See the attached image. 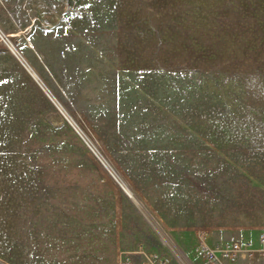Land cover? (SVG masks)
Segmentation results:
<instances>
[{
    "label": "rangeland",
    "instance_id": "1",
    "mask_svg": "<svg viewBox=\"0 0 264 264\" xmlns=\"http://www.w3.org/2000/svg\"><path fill=\"white\" fill-rule=\"evenodd\" d=\"M262 235L264 0H0V264H264Z\"/></svg>",
    "mask_w": 264,
    "mask_h": 264
},
{
    "label": "built area",
    "instance_id": "2",
    "mask_svg": "<svg viewBox=\"0 0 264 264\" xmlns=\"http://www.w3.org/2000/svg\"><path fill=\"white\" fill-rule=\"evenodd\" d=\"M262 252L264 254V235L261 236ZM251 246L246 241H234L227 243L224 247L214 249L209 247L206 242L202 239L198 253L201 257H206L210 264H235L238 262L240 257H246L251 254ZM224 257V262L219 258Z\"/></svg>",
    "mask_w": 264,
    "mask_h": 264
},
{
    "label": "water",
    "instance_id": "3",
    "mask_svg": "<svg viewBox=\"0 0 264 264\" xmlns=\"http://www.w3.org/2000/svg\"><path fill=\"white\" fill-rule=\"evenodd\" d=\"M1 37L3 38V40L7 43V45L9 46V48L13 51V53L18 57V59L22 62V64L24 65V67L28 70V72L34 77V79L38 82V84L44 89V91L46 92L47 90L45 89V87L43 86V84L37 79L35 78V76L31 73V71L28 69V67L23 63V61L21 60L19 54L16 53L15 50L12 49V47L10 46L9 42H8V38L7 36H5L4 34L1 35ZM47 93V92H46ZM48 94V93H47ZM53 100V99H52ZM54 103L56 104L55 100ZM57 105V104H56ZM58 108L61 110L60 106L57 105ZM62 113L64 114V116L68 119V121L72 124V126L76 129V131L80 134V136L86 141V143L90 146V148L93 149L92 145L88 142V140L83 136V134L80 132V130L77 128L76 124L71 120V118L65 114V112L63 110H61ZM94 150V149H93ZM95 152V150H94ZM97 154V152H95ZM98 155V154H97ZM127 194L132 197V194H130L129 192H127Z\"/></svg>",
    "mask_w": 264,
    "mask_h": 264
},
{
    "label": "bare ground",
    "instance_id": "4",
    "mask_svg": "<svg viewBox=\"0 0 264 264\" xmlns=\"http://www.w3.org/2000/svg\"><path fill=\"white\" fill-rule=\"evenodd\" d=\"M15 48V47H14ZM24 60V59H23ZM22 60V61H23ZM25 62V63H24ZM23 63L24 64H26V66L28 67V69L31 71V73L35 76V78H37V79H40V77H39V74L24 60L23 61ZM60 105V104H59ZM61 106V105H60ZM94 149V148H93ZM95 150V149H94ZM95 152H97L96 150H95ZM97 154H98V152H97ZM98 156H99V154H98ZM100 157V156H99ZM102 159V161L106 164V166L108 167L109 165H107V163H106V161H105V159H103V157L101 158ZM109 170L113 173L114 171L111 169V167L109 166ZM116 173H113V175L116 177V179L118 180V183L123 187V189L126 191V192H129L130 194H132V196H133V193H132V191H131V189L122 181V180H120L118 177H117V175H115Z\"/></svg>",
    "mask_w": 264,
    "mask_h": 264
}]
</instances>
